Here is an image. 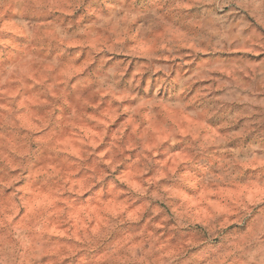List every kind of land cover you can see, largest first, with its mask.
<instances>
[{
    "label": "rangeland",
    "instance_id": "obj_1",
    "mask_svg": "<svg viewBox=\"0 0 264 264\" xmlns=\"http://www.w3.org/2000/svg\"><path fill=\"white\" fill-rule=\"evenodd\" d=\"M0 264H264V0H0Z\"/></svg>",
    "mask_w": 264,
    "mask_h": 264
}]
</instances>
